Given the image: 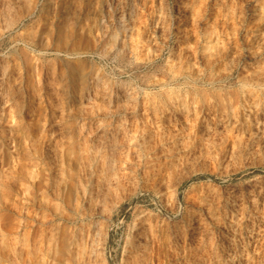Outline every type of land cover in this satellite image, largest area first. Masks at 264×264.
Here are the masks:
<instances>
[{
    "label": "rangeland",
    "instance_id": "obj_1",
    "mask_svg": "<svg viewBox=\"0 0 264 264\" xmlns=\"http://www.w3.org/2000/svg\"><path fill=\"white\" fill-rule=\"evenodd\" d=\"M181 1L183 19L175 0H116L108 15L100 0H0V264L41 254L68 207L73 87L87 78L137 93L140 106L105 118L131 120L138 147L122 165L118 211L98 220L104 261L264 264V0ZM116 12L135 13L124 61L99 28L118 30ZM168 100L183 109L169 119L155 111Z\"/></svg>",
    "mask_w": 264,
    "mask_h": 264
},
{
    "label": "bare ground",
    "instance_id": "obj_2",
    "mask_svg": "<svg viewBox=\"0 0 264 264\" xmlns=\"http://www.w3.org/2000/svg\"><path fill=\"white\" fill-rule=\"evenodd\" d=\"M115 1L116 0H100L99 3L102 13L107 14L106 12L113 8L114 3L116 4ZM217 2L220 4L222 0H217ZM174 5L176 6L175 11H177V18L183 19L188 15L186 4L184 5L181 0H175ZM92 6L91 8H93ZM88 8L90 11V7ZM116 11L118 10L116 9ZM87 13L88 16H90L89 14H91V11L90 13L86 12V14ZM134 14L135 13H130L128 16L118 12H116L115 15L113 14L111 16L113 20L111 21H121H118L121 23V25L119 24L120 28L117 26V28H119L118 30H115L114 27L111 30L105 31L104 27H102V22L99 24L101 34L103 35L102 37H104L105 41L107 39L106 42L109 43V45L110 43L112 44V51L115 52L116 57H120L122 61L127 58L126 43L128 38H131L129 34L131 32V23L133 25L134 22ZM99 15L101 18V13ZM104 23L105 22H103V24ZM109 25L112 26V22ZM116 25L117 24H115V26ZM178 28L181 30L178 32H181L184 40H186L188 34L182 21L179 23ZM121 31H123V34H120ZM98 34V36L101 35L100 33ZM105 41L103 42L105 43ZM107 50L108 47L105 51ZM90 79L91 78L82 79L73 87V90L79 95L78 102L80 103V109L78 110V114H80L79 116L77 115V119L74 123V138L75 140L77 139L78 143L76 145L78 158L71 167L73 173L68 169L67 176L62 183L63 195L65 196V193L69 191L67 197L68 207L64 211L60 210V212L55 215L52 226H49L50 228L47 225L52 235L48 234V236L51 237H45L42 243L44 244V247L42 246L44 249L41 254L38 253L33 259L29 260L28 258L26 259L25 254L22 264H29L32 262H37V264H96L98 260L97 264H107L102 258V250L105 246L101 250L102 245H104L101 243V236L104 237L105 234H103V232L106 231H102L103 229L100 227L98 220L99 218L105 221L111 220L113 214L118 211L120 204L118 205L116 199L113 198L116 196L117 192H119L118 189H121V183H123V179L121 182L123 176L120 177L122 165L127 159V150L131 147H138V144L135 141V136L133 134L134 129L130 123L131 120L125 119L121 122L111 121L110 124H106L105 118L109 117L115 109L121 114L124 113L127 115L130 111L137 110L140 106L139 99L136 96L137 93L135 95V92L134 94L126 92V94L123 92L124 90H122V93L125 95H120L121 93L119 94V91H115L109 84L102 80V82H100V80L96 78L95 80ZM178 98L179 97H177V99ZM176 101L177 100H168L162 102L155 107V111L165 110L167 114H164L163 117L168 119L171 115L178 116L183 109L177 105ZM190 108V105H186L184 110L189 112L191 110ZM212 121L216 126H219L227 120L223 114L219 116L215 115ZM107 126L109 127L108 135L111 139L108 141L105 139L107 135ZM88 133L90 135H88ZM117 135H123L124 137H121H123L124 142L117 141ZM90 173H93V178L91 180L90 177L88 181L87 178ZM262 188L263 186L256 185L254 191H258ZM213 193L219 194L217 189ZM41 198L44 200L46 197L43 198L41 196ZM41 198L40 200L42 201ZM256 200H254L255 203ZM31 202L29 204H31ZM196 228L199 229L200 227L198 226ZM24 241L26 242L28 240ZM22 246L21 248H23ZM25 247H27V245L24 246V248ZM133 247L134 250L137 249L136 246ZM30 248L32 249V247ZM26 250H28V248L24 249L25 253ZM29 254L30 251L28 250V255ZM139 255L142 257V253Z\"/></svg>",
    "mask_w": 264,
    "mask_h": 264
}]
</instances>
